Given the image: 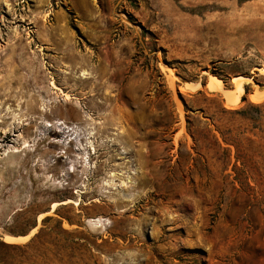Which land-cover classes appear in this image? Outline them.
<instances>
[{
  "label": "rangeland",
  "instance_id": "rangeland-1",
  "mask_svg": "<svg viewBox=\"0 0 264 264\" xmlns=\"http://www.w3.org/2000/svg\"><path fill=\"white\" fill-rule=\"evenodd\" d=\"M263 67L264 0H0V238L264 264V100L201 89Z\"/></svg>",
  "mask_w": 264,
  "mask_h": 264
},
{
  "label": "trees",
  "instance_id": "trees-1",
  "mask_svg": "<svg viewBox=\"0 0 264 264\" xmlns=\"http://www.w3.org/2000/svg\"><path fill=\"white\" fill-rule=\"evenodd\" d=\"M48 220L49 217H45L44 227L24 243L0 238V264H71V232L63 229L60 221H56L54 228L45 226ZM20 234L25 235V232Z\"/></svg>",
  "mask_w": 264,
  "mask_h": 264
},
{
  "label": "crops",
  "instance_id": "crops-1",
  "mask_svg": "<svg viewBox=\"0 0 264 264\" xmlns=\"http://www.w3.org/2000/svg\"><path fill=\"white\" fill-rule=\"evenodd\" d=\"M253 73L255 76L259 75L257 72H253ZM210 81H211L210 78L206 77L204 84L201 87V89H204V90L210 92L211 94L221 95V97L223 99V103H225V105L227 107H233L232 105L228 104L227 98L229 96L228 93L229 92L234 93V91L236 89L235 80L233 78L231 80H229V82H230L229 86L226 83H224L223 81H221V83L217 87L211 86L212 88L209 87ZM241 88H242V92L240 94V99H241V96H245L247 98V100H249L250 102L257 103V102H255L257 100H255L253 98V96L257 94V95H260L262 97L261 98L262 100H264V86H261V85L257 86L255 84H250L249 82H242ZM245 88H247V92H245ZM231 89H233V90H231ZM234 95H236V94H234Z\"/></svg>",
  "mask_w": 264,
  "mask_h": 264
},
{
  "label": "bare ground",
  "instance_id": "bare-ground-1",
  "mask_svg": "<svg viewBox=\"0 0 264 264\" xmlns=\"http://www.w3.org/2000/svg\"><path fill=\"white\" fill-rule=\"evenodd\" d=\"M263 70H264V67H263ZM239 79H240V76L239 77H236L237 82H236L235 93H232V92H229L228 93L229 96L227 98V101H228L229 104L234 105V104H236L239 101L240 94L242 92V88H241V82L242 81H240ZM212 80L213 81H211V85L213 87H217L221 83V81H219L218 79H216L214 77H212ZM234 94H236V95H234ZM253 98L255 100L259 101L262 97L260 95H257L256 94V95L253 96Z\"/></svg>",
  "mask_w": 264,
  "mask_h": 264
}]
</instances>
